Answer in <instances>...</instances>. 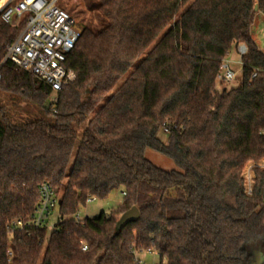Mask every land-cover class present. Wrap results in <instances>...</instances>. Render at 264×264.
Returning <instances> with one entry per match:
<instances>
[{"label": "trees", "instance_id": "trees-1", "mask_svg": "<svg viewBox=\"0 0 264 264\" xmlns=\"http://www.w3.org/2000/svg\"><path fill=\"white\" fill-rule=\"evenodd\" d=\"M79 7H64L81 31L67 64L75 80L51 103L46 84L4 61L25 21L0 18V91L47 117L14 126L0 109V264H141L145 251L159 264H256L264 170L254 169L250 196L243 171L264 160V53L252 36L264 0ZM239 44L241 84L220 91L222 63ZM148 150L178 170L157 168ZM44 182L60 199L55 231L17 232L10 242L7 226L32 216ZM115 191L125 195L116 215L137 207L138 222L116 234L115 215L74 219L89 199Z\"/></svg>", "mask_w": 264, "mask_h": 264}, {"label": "built area", "instance_id": "built-area-1", "mask_svg": "<svg viewBox=\"0 0 264 264\" xmlns=\"http://www.w3.org/2000/svg\"><path fill=\"white\" fill-rule=\"evenodd\" d=\"M62 0H0V18L6 25L15 21H25V26L17 40L6 49L5 60L25 72L31 74L46 84L54 94L75 80L74 72L67 67L68 59L73 54L80 38L81 31L77 21L58 5ZM236 51L240 57L247 54L245 44H239ZM234 63L223 61L218 83H228L235 79V72L230 65ZM238 64V62H235ZM257 77V72L252 80ZM261 163H249L252 166L249 176H243L245 192L251 195L254 186V169L264 170ZM40 198L36 204L32 216L27 220H15L7 226L8 239L11 242L17 232L29 234L32 230L55 231L56 224L50 225V218L55 210H59L60 199L57 191L48 182H44L39 188ZM125 195L123 194V197ZM96 199H89L88 203ZM77 222H82L77 219ZM49 232V231H48ZM88 248L84 246L83 252ZM9 259L13 257L11 250L8 251ZM10 262V261H9Z\"/></svg>", "mask_w": 264, "mask_h": 264}, {"label": "rangeland", "instance_id": "rangeland-1", "mask_svg": "<svg viewBox=\"0 0 264 264\" xmlns=\"http://www.w3.org/2000/svg\"><path fill=\"white\" fill-rule=\"evenodd\" d=\"M67 5L79 9V0H62L58 5L60 8L64 9ZM254 41L258 45L259 49L264 53V15L258 14L255 20L253 34ZM228 60L234 62L230 65L231 69L235 72V79L228 83H218L219 90L227 89L232 90L240 86L242 81V65L239 64L240 57L236 51V48H233L232 51L228 55ZM238 62V64H235ZM55 98V94L51 96V103ZM0 109L3 110L4 115L7 120L14 126H23L29 123L36 122L38 120H45L46 111L40 104H36L31 102L30 100L13 95L10 93H6L0 91ZM164 138V136H162ZM146 158L157 168L162 169L164 171H177L178 168L176 165L170 161L169 159L161 156L160 154L155 153L152 150H148L146 152ZM262 167H264V163H261ZM253 165L248 164L244 171L243 176L246 178L250 173V169ZM124 197L120 191L113 192L110 197L105 200H95L92 203L86 204V206L80 207L77 214L74 216V219H80L81 221L87 218H95L102 213H106L107 215H115L117 220L120 219V215H116V210L123 204ZM59 220V210H55L50 218V225H55ZM48 235L53 232V229L49 227ZM255 256L257 258L258 263L263 262L264 253L259 250L255 252ZM138 258L141 264H159L160 258L156 253L152 252H142L138 253Z\"/></svg>", "mask_w": 264, "mask_h": 264}, {"label": "water", "instance_id": "water-1", "mask_svg": "<svg viewBox=\"0 0 264 264\" xmlns=\"http://www.w3.org/2000/svg\"><path fill=\"white\" fill-rule=\"evenodd\" d=\"M257 10V8H256ZM141 214L140 211L137 207H133L129 211L125 212L120 219L118 220L116 226H115V233L119 234L123 231L125 227L132 223H136L140 220ZM262 263V262H261ZM261 263H256V264H261Z\"/></svg>", "mask_w": 264, "mask_h": 264}, {"label": "crops", "instance_id": "crops-1", "mask_svg": "<svg viewBox=\"0 0 264 264\" xmlns=\"http://www.w3.org/2000/svg\"><path fill=\"white\" fill-rule=\"evenodd\" d=\"M254 39V38H253Z\"/></svg>", "mask_w": 264, "mask_h": 264}]
</instances>
